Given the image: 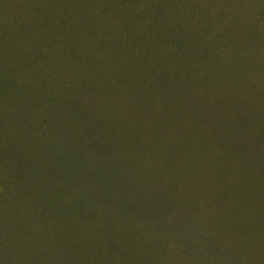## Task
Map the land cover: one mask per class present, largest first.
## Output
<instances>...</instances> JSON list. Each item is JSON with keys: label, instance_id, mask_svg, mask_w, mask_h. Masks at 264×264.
Masks as SVG:
<instances>
[{"label": "rangeland", "instance_id": "rangeland-1", "mask_svg": "<svg viewBox=\"0 0 264 264\" xmlns=\"http://www.w3.org/2000/svg\"><path fill=\"white\" fill-rule=\"evenodd\" d=\"M0 264H264V0H0Z\"/></svg>", "mask_w": 264, "mask_h": 264}, {"label": "trees", "instance_id": "trees-1", "mask_svg": "<svg viewBox=\"0 0 264 264\" xmlns=\"http://www.w3.org/2000/svg\"><path fill=\"white\" fill-rule=\"evenodd\" d=\"M133 53V52H132ZM131 53V56H132V58L133 59H135V57H134V55ZM137 59V58H136ZM17 179H15L14 180V182H16L17 183V181H16ZM112 192V191H111ZM37 204L39 205V207H41L42 208V210H43V212L44 213H47V211H49V209H48V207L46 206V205H44V203H41V202H39V201H37ZM52 212V211H51ZM49 214H50V212H49ZM51 216H52V214H50ZM57 221L58 222H62L58 217H57ZM31 222V224H33L32 223V221H30ZM30 224V225H31Z\"/></svg>", "mask_w": 264, "mask_h": 264}]
</instances>
